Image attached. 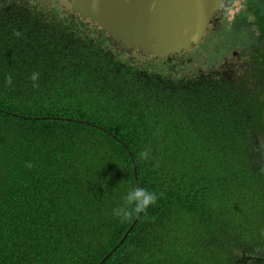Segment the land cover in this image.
<instances>
[{
  "label": "trees",
  "instance_id": "1",
  "mask_svg": "<svg viewBox=\"0 0 264 264\" xmlns=\"http://www.w3.org/2000/svg\"><path fill=\"white\" fill-rule=\"evenodd\" d=\"M250 1L253 21L231 24L251 45L241 91L185 88L164 56L120 59L92 23L81 40L66 0H0V264H264V7ZM133 186L155 204L115 217Z\"/></svg>",
  "mask_w": 264,
  "mask_h": 264
},
{
  "label": "water",
  "instance_id": "2",
  "mask_svg": "<svg viewBox=\"0 0 264 264\" xmlns=\"http://www.w3.org/2000/svg\"><path fill=\"white\" fill-rule=\"evenodd\" d=\"M68 1L71 9L81 7L110 40L145 55H159L179 53L197 43L223 0Z\"/></svg>",
  "mask_w": 264,
  "mask_h": 264
},
{
  "label": "flooded vegetation",
  "instance_id": "3",
  "mask_svg": "<svg viewBox=\"0 0 264 264\" xmlns=\"http://www.w3.org/2000/svg\"><path fill=\"white\" fill-rule=\"evenodd\" d=\"M262 5L264 7V0ZM234 11L246 12L249 16L247 21H253L252 16L256 7L250 0H223L216 10L214 20L204 31L202 40L190 51L179 55L183 64L186 62V64L196 65V68L187 72L190 80L195 82L206 78L229 80L232 74L237 73L238 75L232 76L230 81H239L238 87L243 91V83L254 79L252 76L246 77L245 74L243 77L239 74H244L252 65L248 64L250 61L243 50L251 45L240 30L241 33H235V27L231 25L236 14ZM218 32L219 34H216ZM253 33L257 34L258 32L255 30ZM214 38L218 40V43L213 41ZM207 53L209 55H206ZM189 54L190 60L186 61L185 58Z\"/></svg>",
  "mask_w": 264,
  "mask_h": 264
},
{
  "label": "clouds",
  "instance_id": "4",
  "mask_svg": "<svg viewBox=\"0 0 264 264\" xmlns=\"http://www.w3.org/2000/svg\"><path fill=\"white\" fill-rule=\"evenodd\" d=\"M66 7H67V9H64L63 13H64V15H69L71 17L72 21L76 24V30L80 34L81 40L85 41L89 38V36H90V24L91 23L96 25L100 29V27L97 24L90 21L88 19V17L85 16V12L81 7L76 6V7H74V9H71L70 2L68 0H66ZM77 8H81L80 12L77 10ZM215 13H216V11L214 12V15L210 18L209 23L207 24V27H208V25H210L211 21L214 20ZM100 30L103 32L102 29H100ZM105 35H106L107 39L110 41V45H112V46H114V44L117 45V47L114 48L111 53L115 54V55H119L121 53L122 57L121 58L119 57L120 59H130V58H134V57L139 59V58H142L141 55H145V54L140 53L137 50V48H124L119 42H114V41L110 40V38L107 34H105ZM203 36H204V33L202 34L200 40L197 43L193 44L189 49L182 50L179 53H165V54L162 53L159 55H150V56H155V57L164 56V62L166 64H169V67H168L169 72L164 73L162 75L165 77H173L178 82H181L185 88H189V85H191V81H194V80H190V78H188L187 72L190 69H194L191 67L193 64H186V62H185V64L187 66L185 67V69H182V68H184V64L182 63L179 55L181 53L190 51L193 47H195L202 40ZM112 48H110V49H112ZM190 54L187 57H189ZM173 64H176V65H173ZM177 64H183V65H181V67L179 69H177V67H176ZM235 75H238V74L234 73L231 75V77L235 76ZM230 78H229V80H226L223 78H221V79L206 78V80L208 82L217 81V82L223 83V84H228V83L233 82L234 84H236V81H230ZM32 79H35V74H32ZM200 82L201 81L194 82V83L199 84ZM39 119H45V118H36V117L33 118V120H39ZM124 125H125V121H123V127H124ZM113 139L117 143L120 142L116 138H113ZM139 157L142 160H147L149 158V153L147 151H141L139 153ZM41 160H43V158ZM157 198L158 197H157L156 193L149 191L145 188L133 186V187H130L125 192V194L123 196L122 204L119 207L113 208L112 213L115 217H118L121 219H126L127 217H129V215L132 212L139 213V212L145 211L150 205L155 204ZM104 259L105 258H103L101 261H103Z\"/></svg>",
  "mask_w": 264,
  "mask_h": 264
},
{
  "label": "rangeland",
  "instance_id": "5",
  "mask_svg": "<svg viewBox=\"0 0 264 264\" xmlns=\"http://www.w3.org/2000/svg\"><path fill=\"white\" fill-rule=\"evenodd\" d=\"M216 34H219V32H218V33H216ZM213 41H214V42H216V43H218V40H217V39H215V38L213 39ZM185 60H186V61H187V60L189 61V60H190V58H189V57H186V58H185ZM173 65H176V64H173ZM186 66H187V65H186V64H184V67H186ZM191 67H192V68H196V65H192ZM127 118H128V116H127V115H125V116H123V118H122V119H123V121H125V119H127Z\"/></svg>",
  "mask_w": 264,
  "mask_h": 264
}]
</instances>
